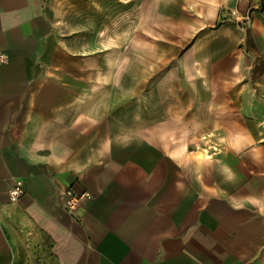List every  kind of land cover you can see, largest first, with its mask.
Here are the masks:
<instances>
[{"label": "crops", "instance_id": "crops-1", "mask_svg": "<svg viewBox=\"0 0 264 264\" xmlns=\"http://www.w3.org/2000/svg\"><path fill=\"white\" fill-rule=\"evenodd\" d=\"M234 6L0 0V264H264V0Z\"/></svg>", "mask_w": 264, "mask_h": 264}, {"label": "rangeland", "instance_id": "rangeland-1", "mask_svg": "<svg viewBox=\"0 0 264 264\" xmlns=\"http://www.w3.org/2000/svg\"><path fill=\"white\" fill-rule=\"evenodd\" d=\"M108 35H112V33H107L106 36H108ZM111 46H113V44L107 43V48H109ZM119 46L120 47L118 48V50H121L122 52H124L125 51V49H124L125 45L122 44V45H119ZM111 52L113 53L112 50L111 51L107 50V53H105V60L104 59L96 60L95 61V66H96V63H97L98 64L97 67H99V68H111L116 63V67L120 66V67L124 68L125 60L123 59L122 61H119V60L116 61L115 57L109 55V53H111ZM172 62H171L172 63L171 65H162V64L158 63V65H157L158 67L157 68H159V75L154 77L153 82L155 84L157 83V80L159 81V80H162L163 78H165L166 82L168 81V78L170 77L169 75H167L168 74V68L169 67H174L175 68L177 66V63H176L177 61H172ZM141 63L142 62L139 61L138 65L141 66L142 65ZM161 69H162V73H161ZM99 78L101 79L102 77H99ZM105 78H107L108 80H111L113 77L112 76H110V77L109 76H105ZM117 78H120V77H117ZM121 78L124 79L126 77L123 76ZM171 78L172 79L174 78V80H175L174 82L175 83L178 81V77L176 75H171ZM139 84H140V82H139ZM143 85L145 86V82H143ZM144 88L145 87H143L142 91H138L137 92V96H138L139 102H140L141 99H143V97L147 93V91ZM109 89H110V87L108 88V90ZM108 90H106V92L104 93V96H102L101 99H111V100H113V99H115L114 98L115 96L119 95V96H121L123 101H126L125 105L127 104L126 106H128L129 100H130L129 91H125V88H124V90L121 89V91H119V92H117V91L116 92H113V91L110 92ZM117 99H118V97H117ZM180 143L182 144V141Z\"/></svg>", "mask_w": 264, "mask_h": 264}, {"label": "built area", "instance_id": "built-area-1", "mask_svg": "<svg viewBox=\"0 0 264 264\" xmlns=\"http://www.w3.org/2000/svg\"><path fill=\"white\" fill-rule=\"evenodd\" d=\"M235 4L234 8L231 10L232 17L236 18L238 22L245 23L249 25L252 21V13L250 10L246 11V15L242 16L240 12V5L246 2L247 0H231ZM7 62V56L3 53H0V64H5ZM25 196V190L22 185H17L11 191V201L13 203H18ZM90 197L89 193L77 194L72 189H66L64 192V203L65 208L69 212H74L78 209L81 202Z\"/></svg>", "mask_w": 264, "mask_h": 264}]
</instances>
